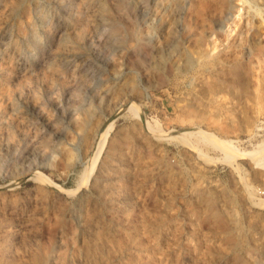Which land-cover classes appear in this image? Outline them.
<instances>
[{
  "label": "rangeland",
  "instance_id": "rangeland-1",
  "mask_svg": "<svg viewBox=\"0 0 264 264\" xmlns=\"http://www.w3.org/2000/svg\"><path fill=\"white\" fill-rule=\"evenodd\" d=\"M0 264H264V0H0Z\"/></svg>",
  "mask_w": 264,
  "mask_h": 264
},
{
  "label": "bare ground",
  "instance_id": "bare-ground-1",
  "mask_svg": "<svg viewBox=\"0 0 264 264\" xmlns=\"http://www.w3.org/2000/svg\"><path fill=\"white\" fill-rule=\"evenodd\" d=\"M243 3H244V2H243ZM238 4H240V3H238ZM100 7H101V6H100ZM102 8H103V7H102ZM103 10H104V9H103ZM107 13H109V12H107ZM104 15H106V14H104ZM108 15H109V14H108ZM108 15H107V16H108ZM110 15H111V14H110ZM177 16H178V15H177ZM81 21H82V20H81ZM83 22H84V21H83ZM168 22H169V21H168ZM80 23H81V22H80ZM82 24H83V23H82ZM172 24H173V23H172ZM175 24H176V23H175ZM175 24H174V25H175ZM77 26H78V25H77ZM72 29H73V28H72ZM168 29H169V28H168ZM174 29H175V28H174ZM174 29H173V30H174ZM171 30H172V29H171ZM129 33H130V32H129ZM80 36H81V35H80ZM129 36H130V35H129ZM131 36H132V35H131ZM173 37H174V36H173ZM129 39H130V38H129ZM170 39H171V37H170ZM130 40H131V39H130ZM127 41H128V40H127ZM132 41H133V40H132ZM128 42H129V41H128ZM130 42H131V41H130ZM129 44H130V43H129ZM139 46H140V45H139ZM139 46H138V47H139ZM62 53H63V52H62ZM70 54H71V53H70ZM63 55H64V54H63ZM65 55H66V54H65ZM98 136H99V139H100L102 136H103V138H104V137H105L104 131H102L101 133H99ZM102 145H103V143H102ZM98 153H99V152H98ZM39 177H41V176H39ZM42 177H43V176H42ZM56 189L59 190L61 193H64V194H65V192H67L66 190H63L62 188H59L58 185L56 186Z\"/></svg>",
  "mask_w": 264,
  "mask_h": 264
}]
</instances>
